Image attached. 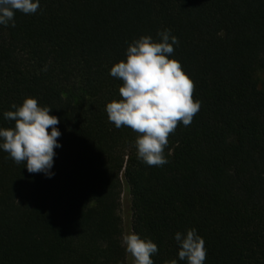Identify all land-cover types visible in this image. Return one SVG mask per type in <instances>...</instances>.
<instances>
[{
  "label": "trees",
  "instance_id": "16d2710c",
  "mask_svg": "<svg viewBox=\"0 0 264 264\" xmlns=\"http://www.w3.org/2000/svg\"><path fill=\"white\" fill-rule=\"evenodd\" d=\"M14 19L0 25V127L36 98L62 147L51 179L0 150V264H128L125 189L129 232L158 245L154 264H186L174 236L189 229L204 264H264V0H40ZM165 29L201 107L150 167L105 109L121 99L110 69Z\"/></svg>",
  "mask_w": 264,
  "mask_h": 264
},
{
  "label": "clouds",
  "instance_id": "9594fccd",
  "mask_svg": "<svg viewBox=\"0 0 264 264\" xmlns=\"http://www.w3.org/2000/svg\"><path fill=\"white\" fill-rule=\"evenodd\" d=\"M39 8L40 0H0V25L14 28L17 11L35 14ZM157 36L158 40L151 36L134 40L126 50V60L110 69L109 74L122 81L121 99L107 103L105 109L116 128L128 127L137 133V158L150 167L168 163L164 150L169 135L180 123L189 126L201 107L193 97L194 81L178 60L170 58L179 39L169 29L159 31ZM12 108L15 110L4 112V118L15 121V126L0 127V150L16 164L23 163L29 173L53 178L55 149L62 147L58 140L62 135L57 127L59 118L32 97ZM174 240L179 261L204 264L205 241L195 229L177 232ZM121 247L131 255L133 264H154L152 256L159 252L155 242L134 231L122 235ZM170 264H177V260Z\"/></svg>",
  "mask_w": 264,
  "mask_h": 264
},
{
  "label": "rangeland",
  "instance_id": "374dc122",
  "mask_svg": "<svg viewBox=\"0 0 264 264\" xmlns=\"http://www.w3.org/2000/svg\"><path fill=\"white\" fill-rule=\"evenodd\" d=\"M121 214L123 217L125 233H128L129 228H130V223L132 221V212L130 210V196L128 195L126 189L124 190V193H123V202H122ZM128 264H133L132 257L130 254H129V263Z\"/></svg>",
  "mask_w": 264,
  "mask_h": 264
}]
</instances>
